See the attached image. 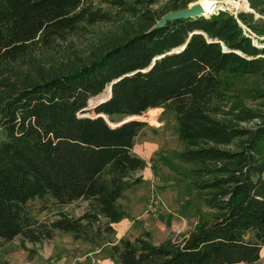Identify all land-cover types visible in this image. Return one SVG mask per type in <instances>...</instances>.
Listing matches in <instances>:
<instances>
[{
    "label": "trees",
    "instance_id": "1",
    "mask_svg": "<svg viewBox=\"0 0 264 264\" xmlns=\"http://www.w3.org/2000/svg\"><path fill=\"white\" fill-rule=\"evenodd\" d=\"M193 1L172 0L156 18L143 14L140 29L93 59L36 72V79L22 72L34 46H49L106 15L94 0H0V241L20 236L24 246L56 230L88 242L112 234L111 224L125 215L118 200L142 180L135 173L146 161L132 147L147 124L111 127L105 119L118 123L162 109L176 125L180 149L158 159L175 172L179 165L188 168L190 185L209 213L199 210L192 229L158 244L149 232L119 239L111 246L116 263L264 264V122L241 128L219 118L232 77H264V48L240 22L256 36L264 32L249 24L250 15L226 11L152 29L163 15ZM249 3L264 11V0ZM97 97L106 100L90 110ZM43 197L61 205L84 200L86 206L78 217L60 213L39 222L28 202Z\"/></svg>",
    "mask_w": 264,
    "mask_h": 264
},
{
    "label": "rangeland",
    "instance_id": "2",
    "mask_svg": "<svg viewBox=\"0 0 264 264\" xmlns=\"http://www.w3.org/2000/svg\"><path fill=\"white\" fill-rule=\"evenodd\" d=\"M111 1L113 0H94L95 8L106 15L105 21L93 25H83L74 32L65 34L62 39L55 40L49 46H34L31 56L28 58V66L22 67V72L25 73L23 76H36V79H39L40 77L36 75V72H41L44 75L48 70L53 69L56 71L69 63L79 64L93 59L101 51L107 49L111 43L120 42L126 35L140 29L141 15L145 14L148 17L156 18L166 11L172 0H156L153 4H150L149 0H140V4H136L135 0H121L123 2L121 6L112 5L109 3ZM197 1L203 8V15L226 11L237 18L240 13L247 14L250 15V18H248L249 24H252L253 28L264 32V11L259 12L250 8L249 0H195L192 3ZM127 6L135 8L137 10L136 14L126 11ZM260 8L264 10V3ZM240 24L248 32L252 42L259 48H264V43L260 42L264 37L256 36L250 27L241 22ZM230 81L231 85L227 88L228 96L224 113L219 118H224L232 125L241 128H254L263 123L264 77L259 75L232 77ZM103 94H107L106 99L109 98L108 90ZM95 105V99H91L88 108L92 110ZM162 111V109H152L140 116H133L135 118H127V120L133 119L147 124V127L143 128L136 137V143L146 147L155 145L157 149L149 160L151 165L150 178L145 181L141 175L135 173V176L141 177V182L127 189L122 198L118 200V203L125 213H128V211L133 213L138 206L142 205L144 207L146 199L152 193L155 199L158 197L153 213L156 215L162 212L161 215L173 213L174 217L183 216L188 223H193L197 221L199 210L204 211L205 215H208L209 211L203 206L195 189L190 185V176L185 174L188 172V168L179 165L178 172H175L163 165L158 159L159 155L171 156L172 151L180 149L175 131L176 125L171 117L162 116ZM87 115L92 116L93 114L91 112L82 116ZM106 120L110 126H115V123H111L107 118ZM4 137V133L0 129V140ZM170 160L177 165L173 157ZM85 206L86 201L84 200L61 205L54 203L53 200L47 197L36 198L28 202V208L39 222H48L58 217L60 213L70 217H78L83 213ZM131 206L133 208H130ZM143 210L141 207L140 212ZM147 213L150 216L155 215L151 212ZM101 221L103 222L104 219L100 218ZM96 225H94V230H96ZM247 233V236H251L253 231ZM178 234H184V232L176 234L169 232L168 236ZM98 238L99 241L111 239V235L102 234ZM74 241L75 243L76 241L83 242L82 240H75L70 232L58 230L53 232L51 238L42 242L24 241V246H21L22 239L20 236L9 242L0 241V264H10V262L17 264L19 259L23 257L22 250L25 251L26 257L35 260L34 263L42 261L41 264H48L49 260L52 262L53 259L54 263L57 264V258L52 257L53 253L64 255L66 252H74L75 248L76 252L80 251L78 246H74ZM260 261L264 262V243L260 251Z\"/></svg>",
    "mask_w": 264,
    "mask_h": 264
},
{
    "label": "crops",
    "instance_id": "3",
    "mask_svg": "<svg viewBox=\"0 0 264 264\" xmlns=\"http://www.w3.org/2000/svg\"><path fill=\"white\" fill-rule=\"evenodd\" d=\"M156 149L157 147L155 145L146 147L145 145H139L136 141L132 147V152L146 161V166L142 170L136 172V175H141L145 181L151 176V165L149 160ZM157 199L158 197L155 199L154 194L152 195V193H150L146 199L147 203L146 201L144 203V207L142 205L138 206L133 213H129L128 211L120 221L112 223L113 233L110 234L111 239L100 240L98 242L83 241L81 243L78 241L75 243L74 241V246L80 248L79 252H76L75 248L74 252H66L64 255L55 252L52 254V257L55 259L57 258V264H117L116 258H114L111 253V246L117 243L121 238L133 239L144 231L150 233L151 240L154 244H158L168 237L169 232L176 234L183 231L185 233L192 229L196 221L188 223L183 216H179V218L174 217L175 215L173 213H164L161 215L163 212L156 215L153 211H151V213L155 215L150 216V214L145 212L148 202L151 200L157 201ZM141 207L144 209L142 212H140ZM130 208H133V206ZM154 216H156V218H154ZM21 252L23 257L19 259L17 264H41L40 262L42 261L34 263V259L30 260L29 257H26L25 251L22 250ZM52 262H54L53 259ZM52 262L49 260L50 264ZM10 264L13 263L10 262Z\"/></svg>",
    "mask_w": 264,
    "mask_h": 264
},
{
    "label": "water",
    "instance_id": "4",
    "mask_svg": "<svg viewBox=\"0 0 264 264\" xmlns=\"http://www.w3.org/2000/svg\"><path fill=\"white\" fill-rule=\"evenodd\" d=\"M200 16H203V8L201 7V5L197 1L195 3L189 4L186 8H184L182 10L171 11V12L166 13L165 15H163L161 17V19L159 21L156 22V24L153 26L152 29L161 28L168 21H176V20H182V19H193V18H197V17H200ZM108 91H109V98H110V96H111V87L109 88ZM99 97L95 98V102H96L97 105L102 103V102H104V100H106V99H104V100L98 99ZM109 98H107V99H109ZM99 117H102V118L105 119V117L102 116V115H99ZM131 120H133V119H130V120H127V118L123 119L122 121H119L118 123H115V126H111V127L120 126L121 124H123V123H125L127 121H131Z\"/></svg>",
    "mask_w": 264,
    "mask_h": 264
},
{
    "label": "built area",
    "instance_id": "5",
    "mask_svg": "<svg viewBox=\"0 0 264 264\" xmlns=\"http://www.w3.org/2000/svg\"><path fill=\"white\" fill-rule=\"evenodd\" d=\"M242 29L244 31V34L249 37L248 32H246V30L244 28H242ZM156 204H157V201L156 200H151L150 202H148L145 212H151V211L154 212L155 211ZM51 264H55V263L52 262Z\"/></svg>",
    "mask_w": 264,
    "mask_h": 264
}]
</instances>
